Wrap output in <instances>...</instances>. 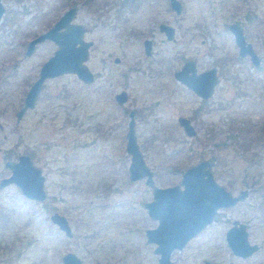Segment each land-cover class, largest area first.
Instances as JSON below:
<instances>
[{"label":"rangeland","instance_id":"rangeland-1","mask_svg":"<svg viewBox=\"0 0 264 264\" xmlns=\"http://www.w3.org/2000/svg\"><path fill=\"white\" fill-rule=\"evenodd\" d=\"M179 1L180 15L168 8L166 0L142 5L141 0H0L4 8L0 18V177L9 174L3 167L5 155L15 161L27 154L41 170L46 191V199L36 202L23 197L12 184L0 190V217L4 215L5 222L0 227V264H62L61 256L67 252L82 264H156L154 246L144 236L145 228L156 225L142 206L151 200V192L141 180L127 179L124 133L128 117L113 94L120 89L127 92L123 107L128 110L141 106V117L135 121L136 140L157 185L176 184L189 164L202 156L218 155L205 142L202 126L198 135L203 140L191 143L192 148L177 126V115L188 114L193 99L185 89L170 91L177 86L171 69L190 56L213 64L220 54L230 64L222 70L223 90H218L211 104L221 101L226 109L214 111L212 122L218 119L219 124L226 117L222 138L230 144L220 154L226 158V168H217L219 182L234 192L249 190L236 209L222 213L229 220L246 223L249 240L261 244V249L246 259L233 255L224 236L229 222L219 220L170 258L174 264H202L204 259L217 264H264V134L259 133L264 125V60L262 68L255 69L248 58L236 59L238 49L225 26L243 24L248 42L264 57V0ZM72 6L76 9L72 22L81 24L83 39L92 42L85 64L95 74L94 81L84 84L70 73L46 79L35 107L15 122L14 113L28 86L56 49L46 40L26 56V43ZM159 21L174 27L175 42L165 41L157 31ZM145 37L154 42L149 57L143 53ZM206 47L215 49L211 58L206 57ZM233 117L237 126L251 130L237 131L235 124L229 129ZM229 134L235 139L230 140ZM246 145L252 146L248 149L252 162L244 158L247 153L241 147ZM52 212L66 217L71 237L49 222Z\"/></svg>","mask_w":264,"mask_h":264},{"label":"water","instance_id":"water-1","mask_svg":"<svg viewBox=\"0 0 264 264\" xmlns=\"http://www.w3.org/2000/svg\"><path fill=\"white\" fill-rule=\"evenodd\" d=\"M170 3L178 10L176 8L178 3L175 0H170ZM3 10L0 3V17ZM74 15L75 8L73 6L67 8L52 27L27 44L25 55L32 51L35 44L44 40L52 41L56 45V49L43 63L38 79L25 94L23 106L16 113L17 119L27 107H31L44 79L70 73L83 82H91L92 74L84 64L91 43L82 39L84 28L80 24L72 22ZM61 29L63 30L59 31ZM230 29L235 35L240 55H249L251 62L258 65L259 58L251 45L245 42L242 31L235 26ZM180 74H177L176 77L179 78ZM183 79V83L195 88L193 82ZM211 86L212 84L209 89ZM115 99L119 104L122 103L125 99L124 92L115 95ZM178 123L185 135L193 134L186 118H178ZM125 151L129 155L127 167L129 181L134 182L144 178V184L151 189L152 199L150 202L143 203V208L147 216L156 221V226L144 231L145 240L147 243L155 245L153 253L159 256L157 264H171L169 262L170 253L173 250L181 249L189 238L195 236L206 224L210 223L217 207L229 206L234 203L236 198H232L230 193L218 187L209 171L203 169L202 164L183 173L180 181L183 186L182 190L178 186L163 189L155 187L151 179L152 173L145 165L136 142L132 113L129 114L128 129L125 133ZM3 167L9 170V174L0 177V190L12 184L23 197L29 200L36 202L45 200L44 177L41 170L31 162L29 156L20 154L15 161L6 160ZM203 174L208 176L204 181L201 178ZM206 186L211 187L210 193ZM244 194L239 197L240 200L244 198ZM49 220L67 236L70 235L68 222L64 216L54 212L49 216ZM227 241L232 251L242 257L252 254L257 249L249 246L243 224L239 228L228 230ZM61 262L62 264H82L81 260L70 252L61 257Z\"/></svg>","mask_w":264,"mask_h":264},{"label":"flooded vegetation","instance_id":"flooded-vegetation-1","mask_svg":"<svg viewBox=\"0 0 264 264\" xmlns=\"http://www.w3.org/2000/svg\"><path fill=\"white\" fill-rule=\"evenodd\" d=\"M150 0H141V5L142 4H144L145 2H149ZM177 3H178V5L176 6V8L178 9V10H176L175 9V6L173 7L172 5H171V3H170V0H166V2H167V6H168V8L171 10V11H173L174 12V14L175 15H180L181 14V11H182V3L179 1V0H175ZM23 2V1H22ZM75 8V7H74ZM4 9V8H3ZM65 11V10H64ZM64 11H63V13H64ZM75 11H76V9H75ZM62 13V14H63ZM60 16V15H59ZM247 17H248V19H250V18H252V16L251 15H249V14H247ZM1 18V17H0ZM58 19V18H57ZM56 19V20H57ZM55 20V21H56ZM54 21V22H55ZM53 22V23H54ZM78 24V23H77ZM53 25V24H52ZM52 25L50 26V27H52ZM81 25V24H80ZM82 26V25H81ZM226 28H227V30H228V32L231 34V36L233 37V40H234V43H235V46H236V48L238 49V51H237V58L236 59H242V58H248V60H249V64L253 67V68H255V69H259V68H262V63H263V60H264V57H260V55L257 53V51H256V49L254 48V46L250 43V42H248V40H247V34H246V32H245V28H244V26H243V24H240V23H238V22H229V23H227L226 25ZM233 26H235L236 28H238V29H240L241 31H242V36L244 37V40H245V42L247 43V44H250L251 45V47H252V49L254 50V52H255V54L258 56V58H259V63H258V65H255V64H253L252 62H251V58H250V56L249 55H244V56H241L240 55V48H239V46L237 45V43H236V40H235V35H234V33L232 32V30L230 29L231 27H233ZM50 27H48L46 30H48ZM83 27V26H82ZM163 27V28H162ZM84 28V27H83ZM156 28H157V31L163 36V38L165 39V41H167V42H175V40H176V38H175V31H174V27L173 26H171V25H169L168 23H166V22H163V21H159V22H157V25H156ZM45 30V31H46ZM63 29H61V30H59V31H62ZM44 32V31H43ZM43 32H41V33H43ZM41 33H39V34H37V35H35V36H33L31 39H29L28 41H27V43H26V46H25V50H26V47H27V44L30 42V41H32L33 39H35L38 35H40ZM84 33H85V28H84V32H83V35H84ZM82 39H83V36H82ZM44 41H46V40H44ZM43 42V41H42ZM91 44H90V46L88 47V50H89V48L91 47V45H92V42L91 41H89ZM41 43V42H40ZM37 44H39V43H37ZM37 44H35L34 46H33V49H32V51L28 54V55H26V56H29V55H31L32 53H33V51H34V49H35V46L37 45ZM154 44V42H153V40L151 39V38H148V37H145V38H143L142 39V48H143V53H144V55H145V57H149L150 56V54L152 53V49H153V45ZM206 48H208V49H206V55H208V56H206V57H210L211 58V56H212V54H211V51H214L213 49H211V47H206ZM25 50H24V54H25ZM87 56H88V53H87ZM50 57V56H49ZM49 57H47V59L49 58ZM46 59V60H47ZM45 60V61H46ZM233 59L231 58V61H232ZM45 61H43L42 62V64L40 65V67H39V69H38V72H37V76H36V78L30 83V85L28 86V88H27V90H26V92H25V94L27 93V91L31 88V86H32V84L38 79V77H39V71H40V68H41V66L43 65V63L45 62ZM118 61H119V59L117 58V57H115L114 58V62L115 63H118ZM203 63V66H201V64ZM84 64H85V62H84ZM229 64H230V62H229V60H228V57L227 56H225V57H222V55L220 54V55H218V57L216 58V61H215V63H213V64H210L209 62H205L204 60H202V62L200 63V62H198V59L195 57V56H190V57H187V58H183L182 60H181V62L178 64V66L177 67H174L173 69H171V77H172V79L174 80V82L176 83V87H172L171 88V92H173L174 93V91H175V89H177V88H181V89H185L191 96H192V99H193V106L190 108V110H189V113L188 114H186V115H182V114H179V115H177V117H176V124H177V126L180 128V130H181V132H182V134L187 138V139H189V140H191V142L189 143L190 144V147L192 148V145L193 144H191V143H195V142H199L198 140L199 139H201V140H203L202 138H201V136H199L198 135V133H199V131H200V126H202L203 127V129L205 130V137H204V140H205V142L206 143H209L210 144V146H212V148L214 149V153H216L217 155H218V157H215V156H208V155H206V156H202L201 158H199L196 162H194V163H192V164H189L184 170H182L181 171V173H180V176H179V179H178V183H176V184H173V185H169V186H158L157 185V183H156V180H155V177H154V171L153 170H151L150 169V167L145 163V160H144V157H143V161H144V163H145V165L149 168V170L151 171V173H152V175H151V179H152V182H153V184H154V186L155 187H157V188H160V189H163V188H169V187H173V186H178L179 187V189L180 190H182L183 189V186L180 184V181H181V179H182V176H183V173L186 171V170H188V169H190V168H193V167H195V166H197V165H199V164H202V166H203V169L204 170H206V171H209V173H210V175L212 176V179H213V181H214V183L218 186V187H221V188H223L226 192H228V193H230V195H231V197L232 198H236L235 199V201H234V203L233 204H231V205H229V206H219V207H217L216 208V211H215V214H214V216H213V219H212V221L210 222V223H208V224H206L203 228H202V230L201 231H199L195 236H193V237H191V238H189L188 240H187V242L184 244V246L182 247V248H184L185 247V245H187V243L191 240V239H193V238H195L197 235H199L200 233H202L204 230H206V229H208L209 227H211L212 225H214L217 221H219L220 220V222H224V223H227V222H229V225L225 228V231H224V236H225V240H226V243H227V246L229 247V245H228V241H227V232H228V230H230L231 228H239V226L240 225H244L245 226V231H246V234H247V241H248V244H249V246L250 247H256L257 249L256 250H254L253 252H252V254H250V255H248V256H246V257H242V256H240V255H237V254H235L233 251H232V249L229 247V249H230V251L233 253V255H235V256H237V257H240V258H244V259H246V258H248V257H250L251 255H253L256 251H258V250H260L261 249V244H258V243H256V242H251L250 240H249V231H248V225L246 224V223H243V222H241L240 220H238L237 218H232L231 220H229V217L228 216H226V215H223L224 213H225V211L226 210H234V209H236L238 206H239V204H241V203H243L247 198H248V195H249V190L248 189H240V190H238V191H236V192H234V191H231V190H229L226 186H224V185H222L220 182H219V176H218V172H217V168H219L220 166H224L225 168H226V162H225V157H222L220 154L221 153H223V152H225L226 151V148H227V145L228 144H230V142H227V139H226V141H225V139H223L222 138V134L223 133H225L226 131H225V126H224V124H225V121L224 120H226V117H224V118H222V119H220L221 120V122L219 123V124H216L215 122H217V120L215 121V122H212L213 121V119H212V117L215 115V114H213V112L214 111H217V110H225L226 109V104H224V103H222L221 101H219L218 103H216V104H211V102L214 100V97L216 96V94H217V92H218V90H220V93H221V91L223 90V88H221L220 87V85H221V82H220V80H221V76H222V70H226V68L228 69L229 67ZM87 66V65H86ZM261 66V67H260ZM235 70H236V68H235ZM90 71V70H89ZM91 72V71H90ZM158 73H159V75L161 74V71H160V69H159V71H158ZM181 73V74H180ZM91 74H92V80H91V82H89V83H86V82H83L82 80H80V79H78L77 77V79L78 80H80L82 83H84V84H90V83H92L93 81H94V77H95V74L93 73V72H91ZM177 74H180V77L179 78H177L176 76H177ZM183 78H185V80L186 79H189L191 82H193L194 84H195V88L194 87H192V86H187V84H185V83H183V81H184V79ZM46 79H50V78H46ZM46 79H44L42 82H41V84H40V87H39V90H38V93L36 94V96H35V98H34V100H33V103H32V105H31V107H27L26 109H25V111L23 112V114L20 116V118L19 119H17V117H16V113L19 111V109L23 106V101H24V97H25V94H24V97H23V101H22V104H21V106L15 111V113H14V119H15V122H19L20 121V119L22 118V116L25 114V112L27 111V110H32L34 107H35V105H36V101H37V99H38V97H39V93H40V91H41V89L43 88V85H44V82H45V80ZM157 80H159V82L161 83V81H160V78L158 77L157 78ZM210 84H212V86H211V89H209V87H210ZM219 87V88H218ZM156 88H158L157 87V85H156ZM199 91V92H198ZM121 92H124V94H125V99H124V101L122 102V103H118L117 101H116V99H115V95H117V94H119V93H121ZM113 100H114V102L119 106V107H122L123 108V111L124 112H126V114H127V117H128V120H127V122H126V129H125V133H126V131H127V129H128V121H129V114L130 113H132V115H133V120H134V134H135V121H136V119H137V117L139 116V117H141V106H140V108L139 109H136V110H133V109H130V110H128L126 107L124 108L123 107V105L127 102V100H128V95H127V92L125 91V90H123V89H120L118 92H116V93H114L113 94ZM153 105H156V100L155 101H153L152 103H151V106H153ZM204 114H206L204 117H203V115ZM226 115V113L223 115V116H225ZM223 116H221V117H223ZM178 118H186L187 119V121H188V123H189V126L191 127V129H192V131H193V134L192 135H185L184 134V132H183V129H182V127L179 125V123H178ZM234 118V121H231V124H230V128L229 129H233L234 127H232L234 124H235V127H236V129H237V131H240V132H245V133H248L251 129L248 127V126H246V127H241V126H237V120H236V118L235 117H233ZM223 122V123H222ZM1 126V125H0ZM249 128V129H248ZM1 129H2V126L0 127V131H1ZM95 131H98L99 129H100V126H99V128H98V126H96L95 128ZM240 129V130H239ZM125 133H124V137H125ZM259 133H263L264 134V125L260 128V132ZM135 137H136V135H135ZM233 135H228V138H230V140H232L233 138L235 139V136L233 137ZM99 138H101V136L99 137ZM259 139H262L263 138V135H261V136H259L258 137ZM136 142H137V140H136ZM204 142V143H205ZM138 144V148H139V150H140V148H141V144L140 143H137ZM202 146H203V148L205 149V147H208V146H205V145H203L202 144ZM205 146V147H204ZM250 147H252V146H249V145H246L245 147H241L244 151H246V153H247V157L245 156L244 158L247 160V161H249V162H252V160H253V158H252V156H253V153H249V154H251V155H249L248 154V149L250 148ZM124 150H125V144H124ZM126 152V151H125ZM140 152H141V154H142V156H143V153H142V151L140 150ZM27 155V154H26ZM27 156H29V155H27ZM29 158H30V160H31V162L33 163V161H32V158L29 156ZM4 162L6 161V160H10L9 159V156L8 155H5L4 156ZM12 161V160H11ZM3 162V163H4ZM128 164H129V162H128ZM250 164V163H249ZM128 167V166H127ZM171 168V170H177L178 168H175V167H170ZM123 178H124V176H123ZM202 179H203V181L206 179V178H208V176H206L205 174H203L202 175V177H201ZM127 179H128V172H127ZM129 180V179H128ZM142 182H143V184H144V178H141L140 179ZM116 181H118V178H116ZM137 181H139V180H137ZM145 185V184H144ZM146 186V185H145ZM203 186V185H202ZM149 190H150V192H151V189H150V187H148V186H146ZM206 187H208V192L210 193V190H211V187L210 186H206ZM46 192V191H45ZM243 193H245L244 195V198L242 199L241 198V200L239 199V197H241L242 195H243ZM45 199H46V196H45ZM151 199H152V195H151ZM151 200H149V201H146V202H150ZM145 203V202H144ZM142 206H143V204H142ZM145 210V209H144ZM146 212V211H145ZM222 212H224V213H222ZM52 213H54V212H52ZM51 213V214H52ZM58 213V212H57ZM222 213V214H221ZM51 214H49V216L51 215ZM59 214V213H58ZM61 215V214H60ZM147 215V214H146ZM49 216H48V220H49ZM63 216V215H62ZM65 217V216H64ZM221 219H220V218ZM66 218V217H65ZM3 219V218H2ZM67 220V219H66ZM152 220V219H151ZM153 221H155V220H153ZM230 221H231V223H230ZM49 222H50V220H49ZM68 222V221H67ZM51 223V222H50ZM155 223H156V221H155ZM5 225V222L3 221V220H1L0 221V227L1 226H4ZM68 226H69V223H68ZM156 226V225H155ZM154 226V227H155ZM153 227V228H154ZM58 229V228H57ZM146 229H151V228H145V230ZM59 230V229H58ZM144 230V231H145ZM61 231V230H60ZM69 236H67L64 232H62L66 237H71L72 236V233H71V227L69 226ZM144 236H145V234H144ZM146 239V238H145ZM145 242H146V240H145ZM147 243V242H146ZM149 244V243H148ZM151 245H153L154 247H155V245L154 244H151ZM154 247H153V249H154ZM181 248V249H182ZM181 249H179V250H181ZM173 251H175V250H173ZM173 251L170 253V255H169V262L171 263V264H174V262L171 260V258H170V256H171V254L173 253ZM177 251V250H176ZM152 252H153V250H152ZM66 254V253H65ZM65 254H63V255H65ZM154 254V253H153ZM62 255V256H63ZM156 255V254H155ZM61 256V257H62ZM157 256V260H158V255H156ZM81 263H82V261H81ZM156 264H157V261H156ZM202 264H217L215 261H211V260H206V259H204L203 261H202Z\"/></svg>","mask_w":264,"mask_h":264},{"label":"trees","instance_id":"trees-1","mask_svg":"<svg viewBox=\"0 0 264 264\" xmlns=\"http://www.w3.org/2000/svg\"><path fill=\"white\" fill-rule=\"evenodd\" d=\"M3 217H4V215H2V216L0 217V221H1V220H3V221H4V218H3ZM2 218H3V219H2Z\"/></svg>","mask_w":264,"mask_h":264}]
</instances>
